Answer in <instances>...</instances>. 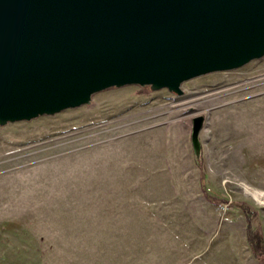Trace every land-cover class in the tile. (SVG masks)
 Here are the masks:
<instances>
[{
  "label": "rangeland",
  "instance_id": "rangeland-1",
  "mask_svg": "<svg viewBox=\"0 0 264 264\" xmlns=\"http://www.w3.org/2000/svg\"><path fill=\"white\" fill-rule=\"evenodd\" d=\"M182 91L0 126V264H260L241 206L264 247V57Z\"/></svg>",
  "mask_w": 264,
  "mask_h": 264
},
{
  "label": "water",
  "instance_id": "water-1",
  "mask_svg": "<svg viewBox=\"0 0 264 264\" xmlns=\"http://www.w3.org/2000/svg\"><path fill=\"white\" fill-rule=\"evenodd\" d=\"M264 57V0H0V126L111 88L182 84ZM204 116L192 119L201 156Z\"/></svg>",
  "mask_w": 264,
  "mask_h": 264
},
{
  "label": "trees",
  "instance_id": "trees-1",
  "mask_svg": "<svg viewBox=\"0 0 264 264\" xmlns=\"http://www.w3.org/2000/svg\"><path fill=\"white\" fill-rule=\"evenodd\" d=\"M149 88V87H147ZM196 163L198 166H200V158L196 159ZM211 202H214V200L212 198H209ZM241 208L244 210V212H246V220L248 223V227L246 228V235H247V240H248V244L254 254V256L256 257V259L258 260V262L260 264H264V247L261 245V240L259 239L258 235L256 232H252L250 225L253 222V220L256 217V214L254 212H250L249 209L246 206H241Z\"/></svg>",
  "mask_w": 264,
  "mask_h": 264
},
{
  "label": "bare ground",
  "instance_id": "bare-ground-1",
  "mask_svg": "<svg viewBox=\"0 0 264 264\" xmlns=\"http://www.w3.org/2000/svg\"><path fill=\"white\" fill-rule=\"evenodd\" d=\"M253 196L255 197L256 201H257L259 204L264 205V199H263V198H261L258 194H255V195H253Z\"/></svg>",
  "mask_w": 264,
  "mask_h": 264
}]
</instances>
